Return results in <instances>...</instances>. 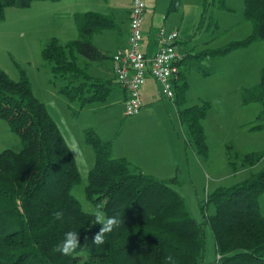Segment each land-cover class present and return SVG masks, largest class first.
Segmentation results:
<instances>
[{
	"label": "trees",
	"instance_id": "trees-1",
	"mask_svg": "<svg viewBox=\"0 0 264 264\" xmlns=\"http://www.w3.org/2000/svg\"><path fill=\"white\" fill-rule=\"evenodd\" d=\"M34 1L42 0H0V21L8 8H28ZM215 1L219 8L232 10L225 0H204L202 19L207 5ZM242 1L250 34L221 47L187 52L181 63L193 58L196 64L255 41L264 42V0ZM180 3L169 0L167 12L177 11ZM73 19L78 37L66 42L50 37L42 44L41 55L53 77L63 82L58 93L72 117H77L88 105L105 101L111 91L112 81L92 76L89 65L109 58L93 43L94 35L116 30L118 25L112 13L95 10L75 12ZM187 85L184 71L179 70L173 82L177 116L185 124L195 152L206 156L202 119L209 103L183 106ZM241 101L260 103L258 122L251 128L264 129V65L259 83L241 88ZM0 119L21 143L19 151L0 150V264H199L206 222L214 235L215 264H264V216L259 205L264 194V167L208 193L200 205L203 221L198 222L174 188V178L160 179L144 173L126 157L113 156L112 140L103 139L94 127H85V141L94 153L85 197L121 220L120 226L106 235V243L96 246L91 241L100 225L72 193L81 181L74 154L64 148L62 131L44 102L34 95L24 71L15 80L0 67ZM263 156L264 151L247 152L240 162L250 168ZM209 204L214 213L207 215ZM57 212L64 213L61 219L56 218ZM68 231L79 232L80 246L71 256H63L55 248Z\"/></svg>",
	"mask_w": 264,
	"mask_h": 264
},
{
	"label": "rangeland",
	"instance_id": "rangeland-1",
	"mask_svg": "<svg viewBox=\"0 0 264 264\" xmlns=\"http://www.w3.org/2000/svg\"><path fill=\"white\" fill-rule=\"evenodd\" d=\"M79 0H42L34 1L28 8L10 7L5 18L0 21V67L13 79L24 71L31 82L34 95L44 102L49 113L56 121L64 137L79 141L84 152L85 164L79 168L81 181L72 189L84 211L92 212L96 208L86 199L84 187L87 184L89 169L94 163L92 148L86 143L83 129L91 126L105 140L121 141L133 124L154 125L167 123L182 145L183 164L173 175L174 188L184 198L190 216L198 222L203 221L201 202L206 195L219 186H230L244 180L251 172L264 167V156L252 167L245 168L240 159L247 152L264 151V129H252L257 123L261 105L258 102L243 104L241 88L253 86L260 81V71L264 65V42L255 41L217 58L190 59L192 67L185 71L187 90L183 106L209 103L208 111L202 119L206 136L207 155L197 154L193 141L185 124L177 116V108L162 92V98L149 104V112L139 121L137 114L124 115L123 104L109 96L103 102L92 103L85 107L77 117H72L66 100L58 93L63 82L53 77L50 67L41 55L42 44L50 37L66 42L78 37L73 13L80 12L76 3ZM90 10L106 13L112 1L96 0ZM204 0H183L181 11L185 9L182 20L184 28L189 30V39L195 43V51L217 48L233 40L243 39L251 32V24L244 18L242 0H225L232 10L219 8L218 1L207 5L204 18H201ZM184 4V5H183ZM76 6V7H75ZM78 10L84 11L79 8ZM86 11V10H85ZM151 7L147 10V23L151 29L163 25L162 14L155 16L150 23ZM175 14H170L171 18ZM145 27V26H144ZM94 35L96 42L106 48H112L109 30ZM103 43H102V41ZM110 40V41H109ZM110 50V49H109ZM192 53V54H193ZM80 61L84 58L79 56ZM108 60V58L103 61ZM94 61L89 72L97 78H104L103 69ZM204 72H207L205 74ZM148 106V105H147ZM146 105H143V108ZM132 124V125H131ZM9 148L19 151L21 143L17 134L7 123L0 119V150ZM260 212L264 216V194L259 197ZM214 213V206L206 207V214ZM204 252L199 264H215L217 254L212 229L208 222L203 224Z\"/></svg>",
	"mask_w": 264,
	"mask_h": 264
},
{
	"label": "crops",
	"instance_id": "crops-1",
	"mask_svg": "<svg viewBox=\"0 0 264 264\" xmlns=\"http://www.w3.org/2000/svg\"><path fill=\"white\" fill-rule=\"evenodd\" d=\"M103 1L107 2L108 0ZM111 1L112 4H108V11L106 13H112L114 15L118 28L116 30L108 31L113 33H107L112 36L110 38L112 41L109 40L112 44V48H109L110 50L106 48L105 45L100 46L96 42L98 45L97 47L106 51L109 55L108 60L96 63L102 67L104 78L112 81V88L108 97L110 95L114 96L113 99L115 98L123 103V100L126 97V92L115 80L111 54L125 44L129 23L130 0ZM96 2V0H79L76 3L78 8L75 10L82 12L81 10H78L81 8L84 11H88L93 4H97ZM181 2H183V0H181ZM168 4L169 0H147L144 20L142 23V40L140 48L142 51L150 55L155 50V34L158 29L163 28L165 31L177 30V48L192 54L193 51H195L194 49L196 45L189 39L190 32L188 29L184 28V22L182 20L186 17V12L184 11L185 9L181 11V8H186V6H182V3H180L178 10L172 12L175 15L168 18V16L172 14L167 12ZM149 6L152 10L150 23L152 24L155 21V16L157 18V15L162 14L163 25L161 27L151 29L149 26L148 29H145L147 27V23L145 25V22ZM103 32L96 35L102 34ZM192 65L193 64L190 62L180 63L179 70L184 71L185 73V71L192 67ZM139 92L142 106L137 114L136 120L138 121L149 112V104L162 98L159 84L153 77H148L146 79ZM143 105H146V107L143 108ZM112 154L115 157H126L131 163L140 167L144 173L154 175L160 179H170L181 169V163L183 164L182 145L177 139L173 129L167 123L154 125H144L143 123L133 124L131 133L128 132L121 141H116L114 144L112 143Z\"/></svg>",
	"mask_w": 264,
	"mask_h": 264
},
{
	"label": "built area",
	"instance_id": "built-area-1",
	"mask_svg": "<svg viewBox=\"0 0 264 264\" xmlns=\"http://www.w3.org/2000/svg\"><path fill=\"white\" fill-rule=\"evenodd\" d=\"M146 4L147 0H130L125 44L111 54L115 80L126 92L122 103L124 115L139 112L142 106L139 91L148 77H153L162 92L173 98V82L179 64L187 55L186 51L177 48L178 31L163 28L155 34V50L150 55L141 50Z\"/></svg>",
	"mask_w": 264,
	"mask_h": 264
},
{
	"label": "clouds",
	"instance_id": "clouds-1",
	"mask_svg": "<svg viewBox=\"0 0 264 264\" xmlns=\"http://www.w3.org/2000/svg\"><path fill=\"white\" fill-rule=\"evenodd\" d=\"M63 146L74 154L73 161L76 163L78 169L85 164L84 152L78 140L74 137L71 139L65 137L63 139ZM63 215V212H57L56 218L61 219ZM91 215L94 216L95 224L100 225L99 231L95 233L91 242L96 246L104 245L106 243V235L112 233L115 228H118L121 220L115 216L107 215L102 206L99 205L92 210ZM85 240L87 241V237ZM79 246V232L68 231L64 234L63 240L56 246L55 251L63 256H71ZM168 259L171 260L172 258L168 257Z\"/></svg>",
	"mask_w": 264,
	"mask_h": 264
}]
</instances>
